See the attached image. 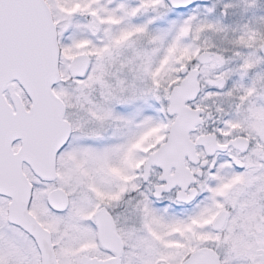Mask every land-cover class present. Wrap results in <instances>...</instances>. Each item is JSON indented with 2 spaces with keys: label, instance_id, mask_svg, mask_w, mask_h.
Masks as SVG:
<instances>
[{
  "label": "snow or ice",
  "instance_id": "snow-or-ice-1",
  "mask_svg": "<svg viewBox=\"0 0 264 264\" xmlns=\"http://www.w3.org/2000/svg\"><path fill=\"white\" fill-rule=\"evenodd\" d=\"M0 264H264V0H0Z\"/></svg>",
  "mask_w": 264,
  "mask_h": 264
}]
</instances>
